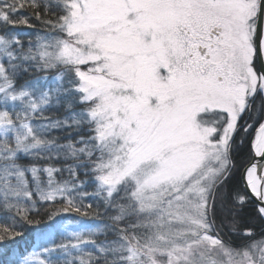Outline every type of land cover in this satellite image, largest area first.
I'll use <instances>...</instances> for the list:
<instances>
[{"label": "snow or ice", "instance_id": "snow-or-ice-1", "mask_svg": "<svg viewBox=\"0 0 264 264\" xmlns=\"http://www.w3.org/2000/svg\"><path fill=\"white\" fill-rule=\"evenodd\" d=\"M0 252L264 264V0H0Z\"/></svg>", "mask_w": 264, "mask_h": 264}, {"label": "trees", "instance_id": "trees-1", "mask_svg": "<svg viewBox=\"0 0 264 264\" xmlns=\"http://www.w3.org/2000/svg\"><path fill=\"white\" fill-rule=\"evenodd\" d=\"M37 232V229H29L26 236L17 243L16 247H18L20 250L38 249L40 240L38 239ZM8 259H10L9 256L5 255L3 252H0V264H5Z\"/></svg>", "mask_w": 264, "mask_h": 264}]
</instances>
